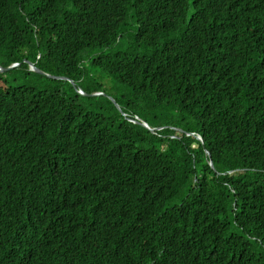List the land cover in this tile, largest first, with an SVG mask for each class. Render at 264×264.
<instances>
[{
  "label": "trees",
  "instance_id": "16d2710c",
  "mask_svg": "<svg viewBox=\"0 0 264 264\" xmlns=\"http://www.w3.org/2000/svg\"><path fill=\"white\" fill-rule=\"evenodd\" d=\"M14 63L0 264H264V0H0Z\"/></svg>",
  "mask_w": 264,
  "mask_h": 264
},
{
  "label": "water",
  "instance_id": "95a60500",
  "mask_svg": "<svg viewBox=\"0 0 264 264\" xmlns=\"http://www.w3.org/2000/svg\"><path fill=\"white\" fill-rule=\"evenodd\" d=\"M13 67H14L13 65H11V66H9V67H5V68H1V67H0V73H2V72H6V71L12 69ZM33 70H34V72H36V73H38V74H43V72H42L41 70H39L38 68H35V67H34ZM54 78H61V79H64V78H62V77H54ZM80 93L82 94V92H80ZM83 95H85V94L83 93ZM138 122H139L141 125H143L145 128H147L148 130H150V131L160 129V128H149L144 122L137 120L136 123H138ZM207 155H208V157H209V154H207ZM209 165H210V167H212V163H211L210 161H209Z\"/></svg>",
  "mask_w": 264,
  "mask_h": 264
},
{
  "label": "clouds",
  "instance_id": "9594fccd",
  "mask_svg": "<svg viewBox=\"0 0 264 264\" xmlns=\"http://www.w3.org/2000/svg\"><path fill=\"white\" fill-rule=\"evenodd\" d=\"M27 64H28V69H29L30 71H34L33 68L35 67V65H34L33 63H31V62H28ZM11 65H13L14 67H16V66H17V63L11 64ZM11 65H9V66H11ZM9 66H7V67H9ZM0 67H1V66H0ZM14 67H13V68H14ZM1 68H5V67H1ZM13 68H12V69H13ZM35 68H37V67H35ZM10 70H11V69H10ZM39 70H40V69H39ZM78 92L80 93V92H82V91L79 90ZM80 94H81V93H80ZM82 94H83V92H82ZM94 94H99V93H94ZM137 120H138V119L136 118V121H137ZM139 121H140V120H139Z\"/></svg>",
  "mask_w": 264,
  "mask_h": 264
},
{
  "label": "rangeland",
  "instance_id": "374dc122",
  "mask_svg": "<svg viewBox=\"0 0 264 264\" xmlns=\"http://www.w3.org/2000/svg\"><path fill=\"white\" fill-rule=\"evenodd\" d=\"M189 14H190V12H189ZM189 14H188V15H189ZM8 71H9V70H8Z\"/></svg>",
  "mask_w": 264,
  "mask_h": 264
}]
</instances>
